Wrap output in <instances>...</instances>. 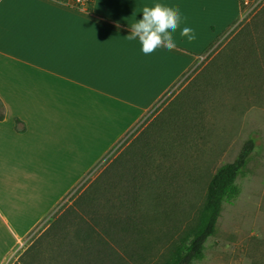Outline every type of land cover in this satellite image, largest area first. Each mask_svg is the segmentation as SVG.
<instances>
[{"label": "crops", "instance_id": "0c3cea01", "mask_svg": "<svg viewBox=\"0 0 264 264\" xmlns=\"http://www.w3.org/2000/svg\"><path fill=\"white\" fill-rule=\"evenodd\" d=\"M144 6L180 7V27L196 39L178 28L174 50L144 57L126 37ZM87 8L88 0H0V264L240 15L239 0Z\"/></svg>", "mask_w": 264, "mask_h": 264}, {"label": "rangeland", "instance_id": "374dc122", "mask_svg": "<svg viewBox=\"0 0 264 264\" xmlns=\"http://www.w3.org/2000/svg\"><path fill=\"white\" fill-rule=\"evenodd\" d=\"M263 8L264 2L254 10L240 6V15L219 41L196 58L192 68L25 238L8 264H21L23 253L57 214L70 206L107 165L150 128L152 137L146 155L150 150L153 166H158L161 177L154 183L158 179L157 168L152 166L155 171L150 173L149 185L138 191L136 218L151 246L142 244L132 250L138 253V259L126 264H160L168 247L183 234L203 203L211 176L220 166L233 162L252 136L257 139V148L246 171L236 181L240 195L223 205L216 232L204 245L203 258L192 264H264V70L251 74L247 80L237 74L227 77L222 67L212 66L220 48L235 32L256 19ZM202 73L206 76L199 77ZM194 89L199 92L194 94ZM180 101L189 111L196 110L195 131L187 135L184 143L174 141V127L166 124L158 134L153 126ZM108 264L117 262L108 259Z\"/></svg>", "mask_w": 264, "mask_h": 264}, {"label": "trees", "instance_id": "16d2710c", "mask_svg": "<svg viewBox=\"0 0 264 264\" xmlns=\"http://www.w3.org/2000/svg\"><path fill=\"white\" fill-rule=\"evenodd\" d=\"M58 1L79 7L76 0ZM93 1L88 0V12H92ZM220 36L207 50L219 41ZM212 66L216 69L222 67V72L227 77L237 74V77L247 80L255 72H263L264 8L256 19L235 32L220 48ZM203 76L206 73L199 77ZM196 92L199 91L196 90L194 94ZM192 99L189 97V100ZM193 101L189 103L193 105ZM181 102L162 115L160 120H156L153 126L158 134L166 124L174 127V141L184 143L187 135L195 131L196 110L192 108L189 111ZM5 116L6 109L0 100V121ZM19 124L20 120L15 119L16 128ZM18 132H24V128ZM151 137L150 128L107 165L27 248L21 256V264H108V259L117 264H126L137 260L138 253L132 250L138 249L142 244L151 246V240L147 239V233L136 218L138 191L143 185H149L147 180L150 173H154V168H157L155 177L158 178L154 183L159 182L161 177L158 166H153L150 150L146 155ZM256 148L257 139L252 136L243 144L233 162L220 166L211 176L203 203L183 234L168 247L160 264H192L203 258L204 245L216 232L223 205L232 203L240 195V187L236 181L246 171Z\"/></svg>", "mask_w": 264, "mask_h": 264}, {"label": "clouds", "instance_id": "9594fccd", "mask_svg": "<svg viewBox=\"0 0 264 264\" xmlns=\"http://www.w3.org/2000/svg\"><path fill=\"white\" fill-rule=\"evenodd\" d=\"M140 19H134L129 26L130 34L127 39L137 41L141 48V55L152 57L157 52H171L176 47L174 39L176 30L180 28L179 35L186 37L188 42L196 39L193 28L184 26L186 17L180 7L172 9L154 6L151 10L144 6Z\"/></svg>", "mask_w": 264, "mask_h": 264}, {"label": "built area", "instance_id": "2783aa9c", "mask_svg": "<svg viewBox=\"0 0 264 264\" xmlns=\"http://www.w3.org/2000/svg\"><path fill=\"white\" fill-rule=\"evenodd\" d=\"M76 2L81 3V0H76ZM264 2V0H239V5L243 8H250L254 10L259 5H261Z\"/></svg>", "mask_w": 264, "mask_h": 264}]
</instances>
